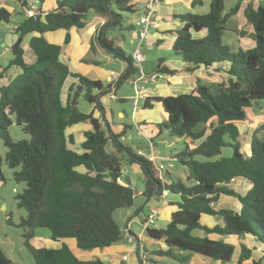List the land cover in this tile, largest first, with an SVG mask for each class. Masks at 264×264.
<instances>
[{
    "label": "trees",
    "instance_id": "trees-1",
    "mask_svg": "<svg viewBox=\"0 0 264 264\" xmlns=\"http://www.w3.org/2000/svg\"><path fill=\"white\" fill-rule=\"evenodd\" d=\"M15 1L20 10L16 15L22 19L13 25L16 40L10 47L12 58L8 67L17 68L19 74L0 86V144L6 149V166L16 170L12 173L14 183L24 184L15 201L16 207L25 211V217L20 218L16 227L22 229L23 244L32 264H104L98 259L79 260L65 244L57 249H36L30 241L35 238V231L42 229L52 241L73 239L76 248L83 252L118 244L124 238L125 227L119 226L113 214L134 205L138 193L124 176L125 167L133 165L143 175L140 196L160 198L167 207L175 208L164 227L145 230L150 240L167 247L155 253L179 264H188L194 255L228 263L235 247L225 240L248 236L263 247L264 257V135L257 136L264 131V124L250 135L246 153L241 152L236 126L245 121L246 110L253 103L264 101V0L256 6L246 5L242 11L252 28L251 48L222 43L231 38L225 25L237 13L239 3L224 13V0H210L207 13L176 17L182 26L174 31L172 49L184 63L182 72L203 69L221 76L219 82L210 85L201 84L196 78L195 88L189 94L143 99V110L160 106L165 115L153 126L157 136L165 130L169 136L185 140L182 152L166 156L168 161L175 160L186 169L185 179L176 182L165 181L152 162L138 155L142 149L151 148L154 152L152 140L146 144L139 142L134 150L128 144L132 136L127 138L137 129L122 125L115 132L104 117L102 99L110 94L115 96L119 87L136 74L131 56L108 39L118 31H134V26L127 20L124 23L122 17V13L134 14L137 10L131 0H55V8L44 17H27L24 11L28 0ZM42 1H38V7ZM190 5L201 6L202 0H190ZM89 13L106 18L92 35L90 49L99 47L112 59L127 65L124 74L112 84L104 85L72 73L63 61L61 47L44 37L58 30L82 29ZM11 18V12L0 8V25L9 24ZM238 34L246 37L243 30ZM27 36L28 48L35 58L30 64L24 61L22 49ZM68 41L67 33L64 44ZM179 72L159 64L154 69L156 74L169 76ZM70 79L76 83L68 84ZM80 99L99 113L98 118L93 117V112L85 114L78 110ZM82 123L90 129L83 133L79 153L73 150L74 138L67 130ZM13 124L29 139L12 141L9 129ZM145 126L142 123L140 127ZM223 149L230 150V155L223 156ZM196 157L204 161L194 160ZM1 164L0 157L3 183ZM164 177L170 178L168 174ZM234 179L249 182L250 188L244 195L227 187ZM168 193L173 198L167 199ZM220 195L235 198L240 204L239 212L213 209L212 204ZM202 215L220 217L222 226L201 225ZM7 223L11 224L9 220ZM195 231H201L203 236L198 237ZM129 232L132 233L130 229ZM209 235L220 239L211 240ZM250 256L251 250L240 244L235 264H242ZM137 258L141 264L139 254ZM0 264H11L1 250ZM251 264H260V260Z\"/></svg>",
    "mask_w": 264,
    "mask_h": 264
},
{
    "label": "crops",
    "instance_id": "crops-1",
    "mask_svg": "<svg viewBox=\"0 0 264 264\" xmlns=\"http://www.w3.org/2000/svg\"><path fill=\"white\" fill-rule=\"evenodd\" d=\"M34 1L38 2L39 0H34ZM150 1L151 0H131V3L138 10L139 6L141 8H143V6L147 3H149ZM16 4L19 7V4L17 2H16ZM209 4H210V0H202V5L201 6H195V7H192L190 5V0H164L163 2H159L158 5L153 6V15H152V17L154 16V23H153L154 25L153 26H154V28H158V32L154 31L153 34L148 35L147 40L149 39V41H152L155 46L162 45L163 41H171V46H172L174 39H175L174 31L182 26V24L180 23V21L176 17L179 15H182L184 13L199 14V15L205 14L209 11ZM248 4H251V3L249 2V3L243 4V5H242V3H240L237 13L235 15H233L232 17H230L228 19V21L226 22V25H225L226 28L229 31H231V33L229 32V34L231 35V38H232V36L237 37V40L239 42V46L243 47V48H251L253 46L252 40L249 39V36L251 35L252 31H250V33L246 37L239 36V34H238V32L240 30L245 31V33H246V30L244 28L248 27V25H247L245 19L243 18L242 11L245 8V6ZM55 6H56L55 0H43L42 2L39 3L38 8L50 12L52 9L55 8ZM0 8L7 9L9 12L12 13V16H15L14 21L11 23L12 26L17 24V22H19V20L22 19L19 15H16L17 12H20V10L17 9V7H14L12 5H9V6L4 5L0 1ZM22 13H23V11H22ZM139 17H137L136 21H135V18L133 19L132 25L134 26V31H136L135 26L137 24V20ZM105 21H106L105 17H101L99 15L89 13L84 20V27L82 29L71 28L67 32L65 30H58L55 32L46 33V34H44V37L47 40V42H49L50 44L58 45L61 47V54H62L63 61L67 64L69 70L72 73L80 74L82 76L87 77L90 80H99L102 84L107 85L110 82V74L113 72L109 71V70H107V71L103 70L102 67L100 66V64L103 61H106L107 63H112L115 60L112 59L110 56L106 55L99 47H94L93 50L90 49L92 35L99 30L100 26L102 24H104ZM11 27L8 29L6 28L5 33H3L1 35V41H0V86L1 85H7L12 78H14L17 74H19V70L17 68L8 67V63L12 58V55L10 53V47L13 45V43L16 40V36L13 34ZM133 32H131V33H133ZM67 33L69 35V41L67 44H64V39H65V36ZM202 35H203V33L199 34V36H202ZM29 38H30V36L25 37L23 39V42H22V49L24 50V61L27 64H30L35 60L32 52L28 48ZM121 38H123V37L121 36ZM108 39L112 40L114 45L116 46V44H117V47H119L123 51L122 44H120V42L115 43L116 34L109 35ZM135 41L136 40H134V39H130V44H134ZM131 55L132 54H130L129 56H131ZM174 57L178 58L177 56L172 55V58H174ZM142 63H143V61H142ZM142 63H141V70L145 75H148L146 73L147 71L144 70L145 68L143 67ZM176 63H178V64H176ZM181 63H182V61H181ZM181 63H179V61H177L175 63H169V62H162L161 60H159L157 62V64H159L161 67L164 66L170 70L174 69V70H177L180 72L176 73L172 76L155 73L157 75V79L160 77V78H162V80L164 82L161 84H158V81L155 83H150L149 84L150 87L147 88L146 97L152 98V97H156V96H160V97L175 96L177 94H185L186 91H192L195 88V79L199 78L198 74L200 71L210 73L211 75H218L216 73H211L210 71H205L203 69H199V70L194 71V73H192L193 75L184 74V73H182V69L184 66H182L183 63L182 64ZM124 64L125 65L121 68L122 74H124L126 67H127L125 62H124ZM132 66H133V62H132ZM155 67H156V65H155ZM153 72H154V70H153ZM196 74H197V76H196ZM117 76L119 77V75H117ZM193 76L195 78H193ZM200 80L205 81L206 79H200ZM208 81L210 83L211 82H219V81H212L210 79H208ZM73 82L76 83L75 80H72V79L68 80V84L73 83ZM182 85L184 88H182ZM123 98H125V97H123ZM113 100H116V101L120 100V99H117L116 93H115V99H113ZM102 102H106L105 104H107V98L103 99ZM106 108L107 107H105V113H106ZM91 112H93L94 118H98L99 113L97 111H92V107L90 108V111L88 113H91ZM146 112H148V113H146ZM88 113H86V114H88ZM157 113H159V114H157ZM124 115H125L124 113L119 112L118 116L121 119ZM157 117H158V120L156 121ZM246 117L247 118L245 119L244 122H249L252 127H251V130L249 129L250 132L247 133V131H246V133H245V130H243L242 132H244V138L247 137L249 140L250 135L253 133V131L257 127L263 125V122L260 119V115H256V114L255 115H253V114L248 115V113H247ZM164 118H165V115L161 111V109L158 108V106L156 108L153 107L152 110H142V111H140V109L137 108L132 113V124H131V126H134V127L137 126L138 127V125H140L139 122L148 123V124H145L146 125L144 127V129L146 128L145 131L142 130V133L143 134L145 133L146 136H148L149 134L152 135L150 132L153 129V126L156 123L161 122ZM105 121L107 123L109 122L106 120V118H105ZM110 123H111L112 129L115 132H119L121 130V128L118 127L119 122H115V121L111 120ZM137 123H139V124L137 125ZM238 124H240V123H238ZM108 125H110V124H108ZM139 128H142V127L139 126ZM89 129H90V126L88 124L82 123V124L75 125V126H73L67 130V134L73 135V138H74V144L72 145V148H73V146L76 145L75 144L76 132L81 131L82 136L78 139V142L80 144L83 141V133L85 131H88ZM135 129H136V127H135ZM242 132L240 131V136H241ZM127 139L128 140L131 139V135H129ZM245 142H246V138H245ZM245 148H246V150L244 153H246L248 151V146H245ZM73 150H75V149H73ZM75 151L78 152V150H75ZM152 155L154 156V158H156V159L158 158L157 156H155L154 153H152ZM131 170L134 172H138V167L133 165V166H131ZM124 176H126L127 180L132 185L131 179H130L128 173L125 172ZM160 176L162 177V175H160ZM246 182L247 181L244 179H234L227 185V187L236 192L235 188L237 187V185H240V184L245 185ZM247 183H248V186L250 188L249 182H247ZM2 184L3 183L0 182V188H1ZM142 192H143V190L137 191L138 195H141ZM237 194H239V193H237ZM244 194H239V195H244ZM146 199H147V201L153 199L155 203L160 204L159 207H157V209H155L157 211L156 221L163 220V221H166V223H167L169 221L171 212H173L175 210V208L166 207L165 205H163V202L156 201L154 198H152L150 196H148ZM212 208L215 210L227 209V210H231L235 213H238L240 210V204L233 197L220 195L218 197L217 201L212 204ZM151 209L152 208H149L148 212ZM143 218H145V217H142L141 213L136 212L132 216V219L127 220V222L124 224V227H128L130 229V231L132 232L131 235L135 238L134 244L129 243L124 237L121 240L122 244L120 243L121 242L120 241L118 244H115V245L110 246V247L105 248V249H101V250L97 249V250L83 252V251H80L76 248V245H75V242L73 239H65V240L53 241V242H55L59 245V247H57V248H60L61 244H65L69 248V250L72 252V254L81 261H92V260L98 259L103 263L106 261L107 264H139V261L137 258L138 253H137V248H136V247H138V248L142 249V251H144L145 257H147V261L144 260L141 264H162V263H165L164 257L159 259L156 256H159V257H161V256L159 255V253H155V252L164 251L167 249V247L162 242H154V241L150 240L145 235V232H143L140 229ZM200 220H204L203 223H200L201 225L209 227V228H212L214 226H222V220L218 216L210 217L207 215H202L200 217ZM133 227H134L133 230L136 232H134L132 230ZM137 231H138V233H137ZM194 234L197 235L198 237L203 236V233L201 231H195ZM208 238L211 240L220 239V237H218L216 235H209ZM47 240H51V239L47 238V237H45L44 240L34 238L30 241V243L36 249L37 248H46V247H48V245L46 243ZM67 240H69V241L71 240V241L68 242ZM228 240H230L233 243V244L232 243H229V244H232L235 247L234 255H233L232 259L230 260V262H228V263H221L219 261L211 262L208 259H204L205 261L203 263L201 261L202 260L201 257L194 255V256L190 257V259L188 260V264H235L237 257H238V253H239L238 247L240 246V243L243 244L242 240H246V241L251 243L250 248L246 247L247 249L251 250L250 259L247 261H244L242 264H251L252 261H258V260H260V264H264L263 247L261 245H257L256 243H254L250 237L245 236V237L240 238V239H237L235 237H231V238H227L225 240V242L228 243ZM234 242H236V244ZM57 248H55V249H57ZM254 252L257 253L256 257L253 256ZM179 254H181V252ZM151 255H153V256H151ZM123 257H126L125 261H122Z\"/></svg>",
    "mask_w": 264,
    "mask_h": 264
},
{
    "label": "rangeland",
    "instance_id": "rangeland-1",
    "mask_svg": "<svg viewBox=\"0 0 264 264\" xmlns=\"http://www.w3.org/2000/svg\"><path fill=\"white\" fill-rule=\"evenodd\" d=\"M0 1L4 5H7V6L12 5L14 7H17V9H19L18 5L16 4V2L14 0H0ZM249 2L252 5L256 6L257 4H259L261 2V0H224V13L228 12L236 3H239V4L242 3V5H243V4H247ZM138 8L139 9L136 10L134 14L122 13L124 23L127 20L129 23L133 24V19L135 18V21H136L137 17L142 15L143 9L140 6ZM14 19H15V16H12L9 24L0 25V41H1V35L3 33H5L6 28L8 29L11 27V23L14 21ZM151 23H152V25H151V27H149V34L148 35L153 34L154 31L158 32V28H154V26H153L154 25L153 24L154 23V16L151 17ZM247 25H249V24H247ZM135 28L137 31L139 29V26L136 24ZM244 29L246 30V36L250 33V31H252L250 26L245 27ZM136 31H134L133 33H128L125 31H118L119 33L116 32L117 36L115 39V43L120 42V44H122L123 52L126 56L132 54L137 48H139L140 54L143 57L142 65L145 68L144 70L147 71L146 73L148 75L155 74L153 72V70H154L155 65L157 64V62L159 60H161L162 62H169V63H175V62L179 61V63H181V59L179 57L178 58H175V57L172 58V55H174V54H173V49L171 46V41H163L162 45L155 46L152 41H149V39L148 40L146 39V40L142 41L140 43V46H139L138 40H136V38H134L135 34L137 33ZM107 34H109V33H107ZM121 36L123 38H121ZM130 39L136 40L134 42V44H130ZM222 43L224 45L230 44L229 46L233 45L236 48L239 47V42L237 40V37H235V36H232V38H229V39L228 38L224 39L222 41ZM116 46H117V44H116ZM176 64H178V63H176ZM124 65H125L124 62H122L120 60H115L112 63H107L106 61H103L100 64V66L102 67L103 70L112 71L115 75H119V76L122 74L121 68ZM182 66H184V63L182 64ZM182 73L193 75L192 73H194V72H190V73L182 72ZM198 75H199L198 77L200 79H206L205 81L204 80L201 81V84H204V85H210V82L208 81V79H210L212 81H220L221 80V76L219 74L218 75H211L210 73L200 71ZM196 76H197V74H196ZM159 78L155 82L158 81V84L163 83L164 81L162 80V78H160V79ZM193 78H195V77L193 76ZM149 84L150 83H147V85H145V88H149L150 87ZM182 88H184L183 85H182ZM189 93H190V91H186V94H189ZM116 96H117V99H120L119 101L110 99V97L107 96L106 97L107 98V104H105L106 102H102L104 104V106L107 107L104 117L106 118L107 121H109L108 124H110V126H111V123H110L111 120H113L115 122H119L118 127H120V128L122 125L131 126V124H132V113L137 108L140 109V111L143 110L142 109L143 100L140 99L136 106L133 105V98L135 97V91H134V88L131 85H129L127 82L123 83L120 86V88L116 91ZM123 97H125V98H123ZM103 99H105V97ZM103 99H102V101H103ZM252 105H253L252 108H249L246 110V114L248 113V115L249 114L250 115L251 114L260 115V119L262 120V122L264 124V101H258L257 104L253 103ZM156 107L157 106H154V108H156ZM90 108L91 107L85 101H83L82 99L79 100L78 110L80 112L86 114L90 111ZM158 108L160 109V106H158ZM119 112H122L125 114L121 119L118 116ZM146 113H148V112H146ZM157 114H159V113H157ZM157 120H158V117L156 118V121ZM139 123L141 126L142 122H139ZM139 123H137V125ZM145 124H148V123H145ZM236 126H237L239 132L240 131L242 132L243 130H245V133H246V131H247V133L250 132L251 127H252L249 122L240 123ZM135 127L138 128L137 126H135ZM145 129H144V127L140 128L139 134H137V132H134V131L130 132V135L132 136V140L128 142L129 146H132V148L134 150H136L137 146L140 144L139 142H141V143L143 142L144 144H146V143H148L149 139L152 140V142L155 144V150H154V152H151V148H148L146 150L142 149L140 152L144 156L150 155V153H154L155 156L158 157L157 159H159V158L161 159V158L166 157V156H175L177 153H180L185 149V140L184 139L173 137V136L171 137V136H169V133H167V131H165V130H163L161 135L157 136L155 134L154 129H152L150 132L152 135L149 134L148 136H146L145 133L144 134L142 133V130L145 131ZM9 134H10L12 141H14V142L29 139V136L25 135L21 131V129L15 124H13L10 127ZM263 135H264V131L258 133L257 136H258V138H261V137H263ZM81 136H82L81 131H77L76 136H75V144L76 145L73 146V149L78 150L79 153L81 152V149L79 148L78 139ZM245 138H246V142H245ZM245 138H244V132H242V134L239 138L240 146H242L241 152H245V150H246L245 146H248V143L250 142L247 137H245ZM5 152H6V149L2 146V144H0V157L2 158L1 170H2L3 177H4V182L0 188V250L2 251L4 256L11 262V264H32V262H33L32 257L30 255L29 251L26 249V247L23 244L24 239L22 237V233H23L22 229L16 227V225L19 224L20 218L25 217V211L22 209H18L16 207V201H15V195L17 193L19 194L23 191L24 184H15L14 183L13 178H12V173L16 170L9 169L6 166V164L3 160ZM222 154H223V156H228V155H230V150L223 149ZM194 160L202 161L203 159L196 157V158H194ZM153 164H154V167H155L157 173L162 175L163 179H165V181H167V182H171V181L176 182L178 180H184L185 179V173L184 172L186 171V169L184 167H182L180 164L176 163L175 160H169V161L163 160L161 162V164L163 166L162 170H159V167L156 164V162H153ZM124 171L126 173H128V175L131 179L133 189H135L136 191L143 190V175L139 171L138 172L132 171L131 167H125ZM166 174H168L170 176L169 179H166V177L164 178V175H166ZM248 188H249V186H248V183L246 182L245 185H241V184L237 185V187L235 189H236L237 193L244 194ZM165 197L167 199H169V198H173V195L168 193V194H165ZM159 199H155V200L163 202V205L166 206V202L164 200H159ZM159 205L160 204L155 203L153 199L147 201V199L144 198L143 196L137 195V197L134 199V205L131 208L121 209V210L116 211L113 214V218L119 224L120 227H123V225L127 222V220H131L132 216L136 212L141 213L142 217L146 218V216L148 214V209L152 208L151 210L156 211L155 209H157V207H159ZM7 220H9L11 224H8ZM203 222H204V220H200V223H203ZM165 225H166V221L158 220V221H155V224L153 227L162 228ZM133 229H134V227L132 228V230ZM134 232H136V231H134ZM137 233H138V231H137ZM45 237L49 238V234L46 230L37 229L35 231V238L36 239L44 240ZM67 241L70 242L71 240L70 241L67 240ZM242 241H243L242 243L245 245V247H247V248L251 247L250 242H248L246 240H242ZM46 243L48 245V247H46V248H57V247H59V245L57 243H55L51 240H47ZM120 243L122 244V241ZM228 243H232V242L230 240H228ZM234 243L236 244V242H234ZM238 250H239V247H238ZM151 256H153V255H151ZM253 256L256 257L257 253L254 252ZM156 257H158L159 259L162 258V256L161 257L156 256ZM144 260L147 261V257H145ZM164 261H165V263H162V264H179L176 261H173V260L166 258V257L164 258ZM201 261L204 263V261H205L204 258H202ZM104 264H107L106 261L104 262Z\"/></svg>",
    "mask_w": 264,
    "mask_h": 264
},
{
    "label": "built area",
    "instance_id": "built-area-1",
    "mask_svg": "<svg viewBox=\"0 0 264 264\" xmlns=\"http://www.w3.org/2000/svg\"><path fill=\"white\" fill-rule=\"evenodd\" d=\"M27 3H28L27 8L24 11V13H25V15L27 17H34V16L44 17V16H46L48 14L47 11L38 8V2L37 1L28 0ZM158 4H159V1L151 0L149 3L145 4L143 6V8H142L143 9L142 15L137 20V25L139 26V29L136 31L137 33L135 34V37H134V38H136V40H138V42H139L138 45L139 46H140V43L142 41L146 40L147 37H148L149 27H151V25H152L151 17L153 15V6L154 5H158ZM15 27L16 26H12L11 30L13 31V29H15ZM131 58H132V62H133V67L136 69V74L134 76L129 77V79L126 82L134 88L135 97L133 98V105L136 106L140 99L143 100L144 98H146L147 88H145V85H147V83H155V81L157 79V75L156 74L145 75L142 72L141 63L143 61V57L140 54L139 48H137L132 53ZM117 79H118V76L113 74V73H111L110 74V82L109 83L112 84ZM109 97H110V99H115V96L113 94H110ZM105 99H106V97H105ZM136 129H137V134H139L140 133L139 132L140 131L139 128H136ZM138 155L142 156V157H146L152 163L156 162V164L159 167V170L163 169V166H162L161 162L163 160L164 161L167 160L166 157H163L161 159L159 158V159L156 160V158H154L152 153H150V155H145L144 156L139 151ZM156 219H157V212L154 211V210H150L148 212L146 218H144L142 220L140 229L143 232H145L146 229L154 226ZM124 237L129 243L134 244L135 238L129 232V228L128 227H125V235H124ZM138 254H139L140 259L143 262L144 259H145L144 251H142V249H139ZM125 260H126V257H123L122 261H125Z\"/></svg>",
    "mask_w": 264,
    "mask_h": 264
}]
</instances>
